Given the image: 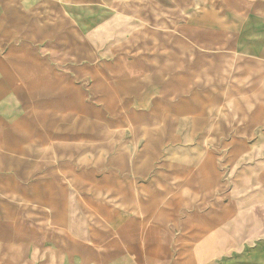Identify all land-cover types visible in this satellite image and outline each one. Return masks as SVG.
Here are the masks:
<instances>
[{
	"label": "crops",
	"instance_id": "crops-1",
	"mask_svg": "<svg viewBox=\"0 0 264 264\" xmlns=\"http://www.w3.org/2000/svg\"><path fill=\"white\" fill-rule=\"evenodd\" d=\"M220 3L182 112L173 40L102 45L101 0H0V264H264V0Z\"/></svg>",
	"mask_w": 264,
	"mask_h": 264
},
{
	"label": "rangeland",
	"instance_id": "rangeland-1",
	"mask_svg": "<svg viewBox=\"0 0 264 264\" xmlns=\"http://www.w3.org/2000/svg\"><path fill=\"white\" fill-rule=\"evenodd\" d=\"M220 5V0H101V44L112 45L130 37L147 41L157 35L167 44L173 40L186 58L181 64V110L192 112V86L187 78L190 69L186 63L192 58V22L221 12ZM238 7L235 2L229 3L233 11ZM172 31H176L174 37ZM185 135L192 140V133ZM257 156L264 158V151Z\"/></svg>",
	"mask_w": 264,
	"mask_h": 264
}]
</instances>
